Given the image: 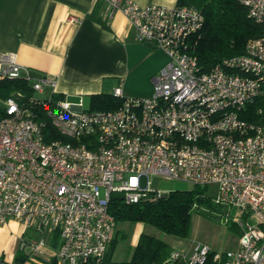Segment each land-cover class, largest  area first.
<instances>
[{"label": "built area", "instance_id": "2783aa9c", "mask_svg": "<svg viewBox=\"0 0 264 264\" xmlns=\"http://www.w3.org/2000/svg\"><path fill=\"white\" fill-rule=\"evenodd\" d=\"M97 1L109 18L121 12L135 40L162 49L169 60L148 96H124L118 86L112 95L123 98L119 106L90 109L82 98L56 97L54 78L34 75L17 53L0 51V79L50 90L48 98L25 99L18 91L1 100L0 225L15 220L31 234L20 235L31 260L56 231L58 245L46 262L53 256L56 264H89L105 255L114 234L112 192L126 203L167 193L150 176L213 184L214 203L225 212L239 208L238 246L220 252L194 240L160 264H264V0H241L262 33L207 71L188 50L204 22L197 8ZM39 113L59 138L45 140Z\"/></svg>", "mask_w": 264, "mask_h": 264}, {"label": "crops", "instance_id": "0c3cea01", "mask_svg": "<svg viewBox=\"0 0 264 264\" xmlns=\"http://www.w3.org/2000/svg\"><path fill=\"white\" fill-rule=\"evenodd\" d=\"M133 1L176 5V0ZM0 51L17 53L34 75L54 78L57 94L68 100L112 93L118 86L124 96L146 97L153 76L169 60L162 49L135 40L126 17L116 12L109 18L97 0H0ZM12 223L0 225V236L22 234L20 224L9 230ZM145 227L138 223V235ZM2 246L0 254L12 261Z\"/></svg>", "mask_w": 264, "mask_h": 264}, {"label": "trees", "instance_id": "16d2710c", "mask_svg": "<svg viewBox=\"0 0 264 264\" xmlns=\"http://www.w3.org/2000/svg\"><path fill=\"white\" fill-rule=\"evenodd\" d=\"M176 5L193 6L203 14L202 27L188 39V50L196 56L202 71L209 70L223 58L243 53L247 42L262 33V25L249 15L241 0H176ZM18 91L25 95V99L33 93L23 78L0 79V115L3 112L1 100ZM56 97L62 98L60 94H56ZM89 99L90 109H112L123 101L122 97L105 92L92 93ZM39 116L42 121H45L43 127L45 140L59 138L60 135L56 133L42 113H39ZM242 117L249 118L243 114ZM214 210L226 213L223 206L214 203L212 197L206 193V185L194 184L191 189L170 190L160 196L148 195L135 203H126L121 193L112 192L108 202V212L115 222L114 234L105 255L99 261L92 260L89 264H160L175 247L145 232L144 229L137 236L128 259H113L118 235H121V238L125 237L124 234L116 231L117 223H142L144 226H152L165 234L187 238L193 213ZM230 229L238 236L241 234V229L236 223L230 224ZM21 236L26 239L31 234L24 231ZM49 243L52 249L57 247L58 234L56 231L52 234ZM28 259L29 254L24 253L20 248L15 252L9 264H27ZM0 264H7L2 254H0ZM42 264H56L55 258L52 256L49 261ZM207 264H211V260H208Z\"/></svg>", "mask_w": 264, "mask_h": 264}, {"label": "rangeland", "instance_id": "374dc122", "mask_svg": "<svg viewBox=\"0 0 264 264\" xmlns=\"http://www.w3.org/2000/svg\"><path fill=\"white\" fill-rule=\"evenodd\" d=\"M33 95L37 98H48L50 96V90L46 88L43 92L35 91L33 92ZM78 100L79 99H76L74 101ZM82 101L84 108L90 107L89 95L84 96ZM148 178L151 180L152 186L162 192H168L170 190L191 189L194 186L193 183L179 179L169 180L156 176H150ZM206 193L211 197H215L217 193L216 185H206ZM239 215V208L237 206H231L227 208L226 213L218 210L194 212L192 215L189 236L187 238H178L165 234L152 226L145 227L144 231L155 235L156 237L168 242L171 247L178 249H186L192 241L201 240L207 243L215 251L221 252L227 249H234L238 246V235L230 229V224L236 223L239 219ZM11 221L13 223L11 226H9V230H13L16 225H19L17 221ZM247 221L249 223L252 222L251 219H248ZM137 227L138 223H117L116 231H118L119 234H124L125 237L121 238V235H118L119 239L112 255L113 259L125 260L130 257L132 248L137 240ZM12 233L7 234L3 232L0 236V245H3L2 248H4L5 253L8 255V259L11 260H13L15 252L21 248L20 234L16 233L17 235H14V233ZM21 249L24 253H30V247L28 245H25ZM52 251L53 249L48 247L39 255H34L33 260H37L41 263L46 262V258H49L51 254L50 252ZM33 260L29 258L26 263L34 264Z\"/></svg>", "mask_w": 264, "mask_h": 264}]
</instances>
